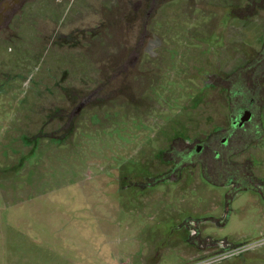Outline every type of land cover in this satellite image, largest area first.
<instances>
[{"label": "rangeland", "instance_id": "rangeland-1", "mask_svg": "<svg viewBox=\"0 0 264 264\" xmlns=\"http://www.w3.org/2000/svg\"><path fill=\"white\" fill-rule=\"evenodd\" d=\"M220 7V0L28 5L14 39L0 40V264H264L261 200L235 199L226 223L205 230L214 242L199 253L186 221L221 217L223 189L203 182L141 202L147 194L126 188L124 179L142 167L128 159L136 140L144 145L153 134L141 129L137 137V125L188 123L194 134L221 122L217 90L207 85L221 70ZM186 17L196 22L184 27ZM257 28L250 43H259ZM177 42L202 66L179 65L183 51H167ZM15 75L21 80L6 81Z\"/></svg>", "mask_w": 264, "mask_h": 264}, {"label": "flooded vegetation", "instance_id": "flooded-vegetation-1", "mask_svg": "<svg viewBox=\"0 0 264 264\" xmlns=\"http://www.w3.org/2000/svg\"><path fill=\"white\" fill-rule=\"evenodd\" d=\"M33 1L36 0H0V40L3 41L4 37L14 39L28 16L27 7ZM220 1L221 11L217 16L222 20L220 26L224 35L217 43L216 55L221 70L215 74L216 80L207 85H213L217 90L216 110L221 122L213 124L209 131L199 130L194 134L189 129L193 125L188 123L183 127L160 123L136 124L141 127L137 129L140 132H153L144 145L137 139L136 151L128 157L135 158L143 169L132 167L130 174L124 176L123 168L127 159L118 166L116 172L118 178L124 176L128 182L126 188L141 195L147 194V199H139L141 202H148L150 196L161 199V196L170 194L172 189H193V184L201 185L203 182L223 189L218 201V205L224 207L221 217L191 216L186 221L190 224L188 239L196 244L198 250L214 242V236L205 234V230L209 226H223L226 223L228 219L225 212L232 207L235 199L248 195L264 202V29L261 25L264 17H259V14L262 15L260 11L264 10V4L260 3H264V0ZM203 15L204 13L197 17L194 14L193 18L202 19L205 17ZM191 20L192 17H186L182 23L184 27L196 22ZM256 28L261 31L260 36H257L259 43H250L246 39L247 35ZM228 33L231 41L226 42L224 37ZM186 45L178 42L168 44L167 51L172 57L183 51L178 59L181 66H202L203 59L197 61L193 58L190 53L193 50L187 49ZM155 50L158 48L153 49ZM229 63L232 69L225 71ZM169 64L172 65L170 61L166 65ZM212 77L214 75L211 79ZM16 78L21 80L22 76L15 75L6 81L17 83ZM233 80H236L235 83ZM3 82L0 84L1 94L4 92L3 84L6 83ZM160 98L156 100L158 104ZM184 112L188 113L186 110ZM56 113L60 114L62 110L58 109ZM182 130H186V133L183 134ZM140 132L137 137L142 134ZM27 136L25 140L29 143L26 146H29L31 138ZM144 148L147 152L151 150L149 155H144ZM146 160L162 162L166 167L162 170L149 169L145 165ZM160 186H163V191H160ZM228 240L226 237L221 242Z\"/></svg>", "mask_w": 264, "mask_h": 264}, {"label": "built area", "instance_id": "built-area-1", "mask_svg": "<svg viewBox=\"0 0 264 264\" xmlns=\"http://www.w3.org/2000/svg\"><path fill=\"white\" fill-rule=\"evenodd\" d=\"M240 249H236V253H237V251H239ZM232 255H235V253H233V254H231V256ZM202 262H200V263H198V264H201ZM203 264V263H202Z\"/></svg>", "mask_w": 264, "mask_h": 264}, {"label": "crops", "instance_id": "crops-1", "mask_svg": "<svg viewBox=\"0 0 264 264\" xmlns=\"http://www.w3.org/2000/svg\"><path fill=\"white\" fill-rule=\"evenodd\" d=\"M202 252V250H200V252L199 253H201ZM201 255V254H200ZM186 257V256H185ZM187 258V257H186Z\"/></svg>", "mask_w": 264, "mask_h": 264}]
</instances>
